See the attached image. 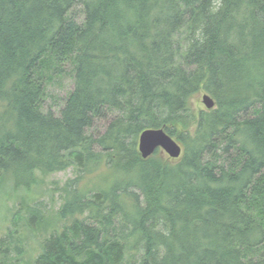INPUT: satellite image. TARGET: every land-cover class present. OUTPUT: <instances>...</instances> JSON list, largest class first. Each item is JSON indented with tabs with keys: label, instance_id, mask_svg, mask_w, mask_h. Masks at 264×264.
Instances as JSON below:
<instances>
[{
	"label": "trees",
	"instance_id": "trees-1",
	"mask_svg": "<svg viewBox=\"0 0 264 264\" xmlns=\"http://www.w3.org/2000/svg\"><path fill=\"white\" fill-rule=\"evenodd\" d=\"M200 93L215 109L193 111ZM161 128L178 163L139 153ZM69 169L49 213L41 178ZM8 186L0 264H264V0H0Z\"/></svg>",
	"mask_w": 264,
	"mask_h": 264
},
{
	"label": "rangeland",
	"instance_id": "rangeland-1",
	"mask_svg": "<svg viewBox=\"0 0 264 264\" xmlns=\"http://www.w3.org/2000/svg\"><path fill=\"white\" fill-rule=\"evenodd\" d=\"M82 11L83 9L81 6H78L73 11L74 18L80 23L83 21ZM73 89H74V81L72 76L63 75L56 77L51 84H47L46 98L42 105L43 111L44 112L52 111L58 115L60 109L63 107L66 99L68 98L69 94L73 91ZM202 96L203 93H200L199 95H197L195 98L192 99V107L195 113H198L201 110L209 111L206 109L205 105L203 104ZM107 124L108 122L98 121L93 131H95V129L97 128V131L104 132ZM164 155L165 157L169 158L166 154ZM180 159L172 160V161L173 163H178ZM74 177H75L74 171L72 169H69L65 172L56 173L41 178L43 180V184L41 185V189L36 193V197L46 206V208L49 209V213H54L56 210H58V208L62 204L61 188L68 180L73 179ZM87 184L88 181H84L83 184H81V186L86 188L85 185ZM18 205L19 202L17 196L15 195V192L12 191L11 186H8L6 187V189L1 191L0 218L3 219L0 221V235L4 233V230L8 225V220L6 222L5 219L11 218L12 212L16 211ZM31 245L33 247H37L35 242H31ZM35 251L36 252L33 255V257L38 256L37 252L39 251V249Z\"/></svg>",
	"mask_w": 264,
	"mask_h": 264
},
{
	"label": "water",
	"instance_id": "water-1",
	"mask_svg": "<svg viewBox=\"0 0 264 264\" xmlns=\"http://www.w3.org/2000/svg\"><path fill=\"white\" fill-rule=\"evenodd\" d=\"M202 101L207 110L215 109V101L209 94H203ZM138 148L143 159H148L157 149H162L171 159L179 160L184 151L182 145L170 137L164 129H148L142 132Z\"/></svg>",
	"mask_w": 264,
	"mask_h": 264
}]
</instances>
